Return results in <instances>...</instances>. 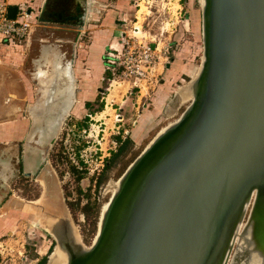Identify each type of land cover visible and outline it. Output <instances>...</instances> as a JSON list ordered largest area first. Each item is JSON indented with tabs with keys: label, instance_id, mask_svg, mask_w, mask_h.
Wrapping results in <instances>:
<instances>
[{
	"label": "rangeland",
	"instance_id": "1",
	"mask_svg": "<svg viewBox=\"0 0 264 264\" xmlns=\"http://www.w3.org/2000/svg\"><path fill=\"white\" fill-rule=\"evenodd\" d=\"M28 1L19 5L30 10L33 26L40 21L43 0ZM76 1L43 2L48 10L67 8L73 12ZM2 2L10 5L7 0ZM87 2L83 25L61 22L83 26L78 40L77 32L42 25L33 33L27 29L20 41L0 40V207L5 208L0 210L4 223L0 264H35L43 257L49 264L57 246L55 223L63 217H69L72 232L74 228L76 238L89 247L97 234L102 208L119 185L118 178L152 138L176 121L191 102L178 90L192 81L202 63V0ZM57 38H74L76 42L72 48L59 46L57 53H64V61L72 60L77 100L63 116L58 131L54 129L56 136L50 143L49 138H37L36 131L44 115L52 119L58 114L51 111L42 115L38 111L39 120L32 122V108L40 106L33 60L39 56V39L60 44L53 42ZM126 40L130 41L129 47L123 48ZM143 45L151 46L154 60L145 78L136 79L129 71L144 65ZM111 51L116 56L117 51L124 53L114 74L107 70ZM10 93L15 94V100L8 102ZM86 102L90 105L86 106ZM31 133L29 144L39 153L32 173L26 175V135ZM126 137L131 143L114 158L119 140ZM102 172L103 180L98 184ZM39 178L45 181V189ZM248 213L249 210L243 224ZM243 229L240 226L238 230L239 245H246L248 233L245 236ZM250 254L248 251L243 264H255Z\"/></svg>",
	"mask_w": 264,
	"mask_h": 264
},
{
	"label": "water",
	"instance_id": "2",
	"mask_svg": "<svg viewBox=\"0 0 264 264\" xmlns=\"http://www.w3.org/2000/svg\"><path fill=\"white\" fill-rule=\"evenodd\" d=\"M202 35L193 99L118 178L92 244L61 234L67 264H264V0H203Z\"/></svg>",
	"mask_w": 264,
	"mask_h": 264
},
{
	"label": "flooded vegetation",
	"instance_id": "3",
	"mask_svg": "<svg viewBox=\"0 0 264 264\" xmlns=\"http://www.w3.org/2000/svg\"><path fill=\"white\" fill-rule=\"evenodd\" d=\"M44 1V0H43ZM42 1L41 5V18L38 24L31 26L30 32L33 33L35 30L34 28L42 25L46 28H60V29H66V30H72L74 32H77L76 39L78 40L80 33V28L83 26H71V25H64L66 22H72L74 21L77 24H81L80 20L83 18V14L86 12L85 4L86 2L78 3V0L76 1V7L73 12H68L69 10L67 8L59 9V10H48L46 8L45 2ZM83 1V0H82ZM75 2V1H73ZM61 22H64L61 24ZM65 23V24H66ZM84 24V23H83ZM82 24V25H83ZM32 34L29 38V41H31ZM74 38L71 39H55L53 42H59L60 44L55 43H46L45 40L39 39L42 43L40 44L38 57L34 58L33 63L35 65L34 69V76L38 80V89L40 91V106L36 105L34 109L32 108L31 115H32V122L35 123L39 120L38 111L41 112L42 115L44 113L48 112H56L58 116L54 118H43V123L41 127L37 128V138H49L50 143L52 139L56 136V131L59 129V125L61 123V120L63 116L68 112L70 107L73 105L74 102H76L77 96L74 94L75 89V76L73 75L72 69H71V61L66 60L64 61L62 59L63 52H58V47L60 46H69L72 48L74 44L76 43L74 41ZM75 42V43H74ZM45 43V44H43ZM65 44V45H64ZM45 46V47H44ZM44 48V49H43ZM73 95V97H72ZM17 96V95H16ZM11 99H7V101L10 102ZM6 101V102H7ZM70 104V105H69ZM60 114H63L60 115ZM62 116V118H61ZM57 128V130L54 132V129ZM54 133V134H53ZM31 134L26 135V154L24 158V174L28 175L31 174V169L33 166H35L36 158L38 155V148H33L29 141L32 137ZM2 166V164H0ZM18 171L20 169L18 168ZM40 185L45 189V181L42 178L38 179ZM43 195L40 200H42ZM38 200V199H37ZM39 200V201H40ZM34 203V202H33ZM64 218V217H63Z\"/></svg>",
	"mask_w": 264,
	"mask_h": 264
},
{
	"label": "built area",
	"instance_id": "4",
	"mask_svg": "<svg viewBox=\"0 0 264 264\" xmlns=\"http://www.w3.org/2000/svg\"><path fill=\"white\" fill-rule=\"evenodd\" d=\"M8 5L6 3H0V35L1 39L14 41L15 39L21 40V37H23L25 31L27 29H30V18H31V12L28 8H25L22 5L18 6L17 14L14 19H8L7 18V9ZM129 40L124 41L122 47L125 48V45L129 47ZM143 53H144V65L139 66L136 70L131 69L129 71V74H134L135 78H145L146 76V69L151 68V64L153 63L154 57L152 53V48L150 45H143ZM116 50V49H114ZM118 55L114 54V51H111L108 55V64H107V70L111 71L112 74L116 72L115 66L117 64H121V55L124 56V53H121L119 51ZM109 59H112L113 61L110 62ZM126 66V65H125ZM127 68V66H126Z\"/></svg>",
	"mask_w": 264,
	"mask_h": 264
},
{
	"label": "bare ground",
	"instance_id": "5",
	"mask_svg": "<svg viewBox=\"0 0 264 264\" xmlns=\"http://www.w3.org/2000/svg\"><path fill=\"white\" fill-rule=\"evenodd\" d=\"M88 4H89V2H87ZM202 4H203V0H202V2H201V6H202ZM86 14H87V11L83 14V20H85V18H86ZM45 47V46H44ZM44 49V48H43ZM71 64H72V61H71ZM198 69H199V72H200V69H201V64H200V66L198 67ZM197 72H198V70H197ZM195 73L196 75L194 76V78L192 79V81L191 82H189V83H186V85L185 86H183L182 88H180L179 90H178V93L182 96V97H189L188 99H193V96H194V91H193V85H194V80L197 78V76H198V74H199V72L198 73ZM188 87V88H187ZM189 91V92H188ZM72 97H73V95H72ZM70 105V104H69ZM60 115H62L63 116V114H60ZM62 116H61V118H62ZM175 122V121H174ZM170 124H172V123H170ZM169 124V125H170ZM168 126V125H167ZM166 126V127H167ZM166 127H163L157 134H159V133H161L162 131H164V129H166ZM156 134V135H157ZM155 135V136H156ZM154 136V137H155ZM153 137V138H154ZM152 138V139H153ZM54 139V138H53ZM53 139H52V141H53ZM52 141H51V143H52ZM151 142V141H150ZM149 142V143H150ZM148 143V144H149ZM147 144V145H148ZM112 196V195H111ZM107 205H108V203L107 204H105L104 206H103V208H102V211H101V213H103L104 211H105V209H106V207H107ZM68 217V216H67ZM70 223H71V221H70V219H69V217L67 218V219H65V218H62V219H60L59 221H57V223H55V227H54V235H55V240H56V243H57V246L55 247V250H54V252L52 253V255L50 256V261H49V264H67V262H68V257H69V251H68V249L66 248V245H65V242H63V240L61 239V237H62V235L61 234H65V236H66V243L68 244V242L69 243H71L74 247H76L77 245H79V243H80V239H77L76 238V236H77V234H76V231L74 230V228H73V232H72V228H71V225H72V223H71V225H70ZM52 232V231H51ZM70 233V234H69ZM242 233V232H241ZM247 234V233H246ZM246 234H245V236H246ZM239 236H240V233L238 234ZM238 236V237H239ZM78 237V236H77ZM244 237V236H243ZM242 237V238H243ZM241 240V239H240ZM243 240V239H242ZM245 240V239H244ZM243 240V241H244ZM240 242V241H239ZM239 242H238V240H237V244L239 245ZM242 244H243V248L240 250L241 252H243L241 255H244L245 253H244V251L246 250L245 249V243L244 242H241ZM242 244H240L239 245V248L242 246ZM247 254H248V251H247ZM247 254H245L241 259H239V261H240V264H243L242 263V261H243V259H246L245 257L247 256ZM251 255V254H250ZM252 259L254 258V260L256 261H253L255 264H261V259L257 256V254L256 253H253L252 252ZM250 257V256H249ZM248 258V257H247ZM251 258V257H250ZM250 261H251V259H250ZM249 262V261H248ZM252 262V261H251ZM47 264H48V262H47Z\"/></svg>",
	"mask_w": 264,
	"mask_h": 264
},
{
	"label": "trees",
	"instance_id": "6",
	"mask_svg": "<svg viewBox=\"0 0 264 264\" xmlns=\"http://www.w3.org/2000/svg\"><path fill=\"white\" fill-rule=\"evenodd\" d=\"M108 75H110V73H108ZM85 105L89 106L90 103L86 102ZM84 122H86V121H84ZM119 142H120V146H119L118 150L113 153L114 158H115V156H118L119 154H121L124 151V149L131 143V139L129 137H126L125 139L119 140ZM114 158H112V159H114ZM107 167H108V165H106L105 169ZM103 171L105 172V170H103ZM104 172H102V174H100V176L98 177V180H97L98 184H100L102 182ZM46 262H47V257H43L42 259H40L35 264H46Z\"/></svg>",
	"mask_w": 264,
	"mask_h": 264
},
{
	"label": "crops",
	"instance_id": "7",
	"mask_svg": "<svg viewBox=\"0 0 264 264\" xmlns=\"http://www.w3.org/2000/svg\"><path fill=\"white\" fill-rule=\"evenodd\" d=\"M27 1L28 0H7V3H10V5H19V4H27ZM28 2H29V5H30V1H28ZM1 89H2V87L0 86V90ZM14 93H10L11 94L10 96H12V98H7V99H11L12 101L15 100L13 98V96H15L16 93L15 94ZM7 105H8V108L13 107L12 104H7ZM11 109L9 111H11ZM3 209H5L4 206L2 208L0 207V210H3ZM1 213H0V218H2V216H3V213L2 214ZM3 228H4V223H3V221L1 222V220H0V233L3 231Z\"/></svg>",
	"mask_w": 264,
	"mask_h": 264
}]
</instances>
